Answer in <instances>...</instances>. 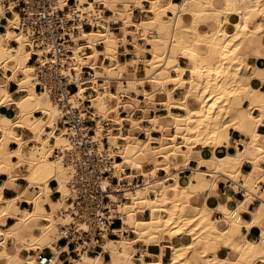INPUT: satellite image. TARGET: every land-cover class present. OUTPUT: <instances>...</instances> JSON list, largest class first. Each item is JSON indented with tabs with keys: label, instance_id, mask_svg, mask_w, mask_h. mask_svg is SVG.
Listing matches in <instances>:
<instances>
[{
	"label": "bare ground",
	"instance_id": "obj_1",
	"mask_svg": "<svg viewBox=\"0 0 264 264\" xmlns=\"http://www.w3.org/2000/svg\"><path fill=\"white\" fill-rule=\"evenodd\" d=\"M59 2L63 5L65 0ZM143 2H147L149 7L145 8ZM93 4L86 7L85 11L96 20L99 28L84 30L75 37L71 46L72 53L64 62L66 67L58 72L64 75L72 72L73 77L78 80V89L70 96L74 108H81L83 101L90 102L94 121L92 139L103 145L102 139L106 138L109 153L120 157L114 166L113 175L119 180L127 179L129 183L132 178H143L141 184L126 190V201L117 203V197L110 196L115 203L112 208L113 216H120L123 222L119 234L129 230L135 235V239L132 241L121 237L120 241H111L105 238L102 243L104 251L113 259L115 253H122V244L143 241L145 245L158 249L162 256L170 257L168 264H184L192 250L199 253L194 252L191 257L198 260L199 254L202 255L203 264H222L221 259L208 256L206 251L209 244H215L217 247L231 249L238 264H264V236L258 243L248 239L240 243L234 239L233 231L243 224L237 211L224 212L228 223L226 230H219L206 222L209 214L206 206L194 208L192 214L187 213L195 187L182 184L179 174L182 169L196 165L192 152L197 147H210L209 155L212 158L215 148L222 143L221 132L226 128L233 132L243 131L251 145H257L264 137V92L257 89L260 83L258 81L252 80L249 86L243 83L242 74L243 68L251 67V63L244 59L248 56L245 53L248 44L254 45L258 59L264 57V24H261L264 19V0H181L179 3L172 0H94ZM132 5L141 9L142 13H151L152 16L135 24L132 21ZM109 13L110 15H105ZM2 17L5 16L0 13V18ZM18 22L19 16L14 12L5 26L6 32L0 34V68L12 71V76L7 77V80L17 73L22 74L16 83L18 91L25 94L13 98L7 85H0V106L14 104L17 108V117L14 120L4 122V119H0V158L5 157L4 146L10 141L18 143L19 149L9 153L16 156L18 161L8 163L7 167L11 171L13 167L25 164L28 173L23 175L26 184L16 197L3 199L0 187V222L11 217L17 220L19 228L30 231L38 216L42 215L48 221L46 225L39 227V235L30 236V241L20 236L19 239L27 251L50 245L55 234L58 242V225H66L71 221L64 209L67 207L66 199L69 194L67 183L73 174V168L68 166L70 161L65 160L62 153L70 150L73 156H77V153L73 144L63 136L66 130L58 126L62 114L56 100L47 91H35V64L29 61L32 53L41 55L43 52L27 48L25 35L12 30L18 26ZM120 22L121 35H117L112 32L111 25ZM130 27L142 32L141 40L144 44L133 43L135 58L121 63L119 47L129 41L127 29ZM11 40H15L17 45L11 46ZM85 47L91 49L88 56L82 55ZM86 50L85 48L83 51L87 52ZM99 56H103L110 64H97ZM37 63L45 65L46 59L39 58ZM139 64L143 65L141 72H138ZM84 68L90 69V73L83 78ZM91 69L95 71L94 75H91ZM98 69L104 71V76L100 75ZM54 75L55 72L50 70L44 78L53 79ZM84 83L88 85L84 86ZM111 84L114 85L115 92L111 90ZM168 85L173 87L169 89ZM139 87L143 90L147 108L155 95L162 98L159 103L164 107L168 120L156 116L146 120L136 117L138 111L145 112L135 104ZM177 89L184 90L182 97L178 99L173 95ZM252 97L257 99L258 114H255L256 108L252 103L244 106V102ZM111 99L115 101L114 105L109 103ZM172 109L183 113L174 114ZM123 110L128 114L126 117L122 114ZM36 112L41 113L42 117L34 118L28 123L22 120ZM143 121L151 124L145 131V140L135 135L143 130ZM155 127L162 132V137L158 139L151 137V130ZM17 128L26 129L27 133L32 134L33 147L29 157L21 154L24 142L15 134ZM46 128H49L48 131ZM171 130L174 132L171 133ZM51 139L55 140L53 147L49 145ZM178 148L182 150H177ZM244 153L214 156L213 170L202 171L195 167L192 177L198 182L203 181L206 175H210L213 181L221 178L233 180L245 159ZM160 158H165L164 163H161ZM150 165L153 167L148 169ZM254 166L258 173L262 171L261 182L264 183L261 163L256 161ZM127 170H130L129 174L126 173ZM160 172H164L165 177L158 178L157 174ZM252 175L242 185L246 194L239 210L248 209L247 203L254 196L264 199V190L258 186L252 187ZM50 181L57 183L55 191L60 197L55 202L48 197ZM167 181L170 182L166 183ZM232 187L238 188L235 183H232ZM34 189L35 196H23ZM23 200L29 204V209L20 207ZM263 202L254 212L252 223L244 224L247 227H263L264 232ZM45 204L51 208L50 213L46 211L48 214H44ZM146 211L149 212V218L142 217ZM7 231L0 230L3 240L9 234L15 236V232ZM165 236L180 241L187 237L188 243L167 242ZM1 244L4 245V242ZM39 250L42 249L35 251ZM53 251L55 259L51 264H56L57 247ZM34 252L32 258L23 259L21 250L14 249L10 252L5 248L0 262L15 264L17 259L22 258L26 264H36ZM85 259L86 254H81L77 264H84ZM230 262L226 264H232ZM92 264H95L94 261ZM110 264L117 263L112 260ZM150 264L162 262L158 259Z\"/></svg>",
	"mask_w": 264,
	"mask_h": 264
},
{
	"label": "crops",
	"instance_id": "obj_2",
	"mask_svg": "<svg viewBox=\"0 0 264 264\" xmlns=\"http://www.w3.org/2000/svg\"><path fill=\"white\" fill-rule=\"evenodd\" d=\"M174 3H179L181 0H172ZM144 7H148L147 2H143ZM134 8V13L132 14V17L134 16L135 21L139 20L140 17L146 16V17H151L149 14L151 13H142L141 9ZM107 12V11H106ZM105 15H110L105 14ZM3 18V17H2ZM12 17H7L6 20H0V34H3L6 32V27L8 25V19ZM1 19V18H0ZM140 21V20H139ZM137 21V22H139ZM264 24V19H262L261 24ZM118 24L116 27H112V25ZM262 24V25H263ZM111 25L112 30L117 29L118 32L116 33L117 35H121V30L120 27L122 26L121 22L120 23H114ZM121 25V26H120ZM264 27V25H263ZM13 30V29H12ZM14 31V30H13ZM128 31V40L125 44H121L119 47V60L121 63L123 62H130L135 58L134 55V45L133 43H137L139 45H143L144 42L139 38H135L133 35L134 28L130 27L127 29ZM137 30L135 34L138 32ZM15 32V31H14ZM141 32V31H139ZM17 33V32H15ZM140 34V33H138ZM137 34V35H138ZM138 37V36H137ZM15 40L10 41L11 46H16L17 43ZM84 42V41H83ZM84 44V43H83ZM148 47V46H147ZM87 49V52H84V49ZM82 50V55L83 56H88L91 54V49L88 47H85ZM150 48V47H149ZM253 48V49H252ZM250 52V53H249ZM245 53L248 56H245L244 59L246 62L251 63L252 72L251 69H242V74L244 76V82L246 85H251L252 80L260 82L257 85V89L260 92H264V57H259L258 59L257 56V51L254 47V45H249L246 48ZM31 59L29 63H31ZM105 60V61H104ZM97 64L104 63L103 65L108 66L110 62L106 59H104L103 56H99L97 59ZM9 65H12V63H9ZM131 67V65H129ZM129 67V68H130ZM139 69L138 72L142 71L143 65L139 64ZM258 67V68H257ZM132 68V67H131ZM130 68V69H131ZM257 68V69H256ZM129 69V71H130ZM92 70V69H91ZM93 73L91 75H94L95 71L92 70ZM102 70L98 69V72H101ZM174 74V73H173ZM12 76V71L10 69H3L0 68V85H7V89L9 93L13 96V98H18L20 96H23L25 92L23 91H18V86L16 81L19 80L22 77V74L17 73L13 78L10 80H7V77ZM252 77V78H251ZM262 81V82H261ZM101 82V81H100ZM169 89L173 87V85H168L167 86ZM112 91H115L114 87H111ZM147 90H150L149 87H147ZM152 90V89H151ZM36 92L38 89L36 88ZM142 88H138V96L136 99L141 102V106H145L144 108H140L137 106L136 102V107L138 109H142L143 111L145 110L144 113H140L138 111L136 113V117L143 115L144 120H146L149 117H159L162 118L163 120H168L165 115L167 114L166 111L164 110V107L159 103L162 101V98L159 97L158 95H155L153 97L152 103L149 104L148 108L147 105L144 101V96L142 95ZM174 97L175 98H181L183 95V91L181 89H177L174 91ZM255 98V99H254ZM113 99L110 100V104L112 103ZM115 102V101H114ZM155 102V103H153ZM242 102V101H240ZM246 102V101H245ZM244 106L248 105L249 103H252L254 107L256 108L257 104V99L256 97H252L251 100L247 101V104ZM115 104V103H114ZM113 104V105H114ZM112 105V104H111ZM175 114H181L182 112L178 109H172L171 110ZM259 110L256 108L255 114H258ZM124 116L127 115L126 112L122 113ZM35 115V117H34ZM17 117V108L14 104L11 105H1L0 106V119H4V122L6 121H12ZM42 117L41 113H34L32 116H27L24 117L22 120L25 123H28L34 118H40ZM140 119V120H142ZM27 120V121H26ZM150 123L149 122H141V127L143 128L142 131L136 132L135 135L142 139L145 140L146 134L145 131L150 128ZM61 127L60 125H58ZM49 128H46V130ZM48 131V130H47ZM15 134L21 137L22 142L24 144L21 147V154L25 157L30 156L31 148L33 147V142L31 141L32 139V134L27 133L26 129L23 128H17L15 129ZM222 136V143L218 145L215 148V157H223V155L229 154H235V153H244V160L241 163L239 173L236 175V177L231 180V179H217L215 181L212 180V177L210 175H206V177L203 179V181L198 182L196 179L192 177V174L194 175V169L197 167L198 169H201L202 171H208V170H213L214 166V159L213 157L210 158L212 155H209V149L210 147L207 148H195L192 152V157H193V162L196 165H193L194 167H188L186 169H182V172H179L180 174V182L184 184L186 187L190 185H193L195 187V192L192 198L189 200V207L187 209L188 214L193 213V209L197 207H202L206 206L209 210V214L207 217L206 222L211 225L215 226L219 230H226L228 228V223L226 221V216L224 212H233L237 211V215L240 219L241 223H252L254 220V212H256L257 207L264 201V199H260L254 196V198L251 199L250 202L247 203L248 209L246 210H239L240 203L245 200V194L246 190L245 188L242 187V185L245 183V179L249 177L251 174H253V184L252 187H259L262 191L264 190V183L261 182V177H263V174L255 169L254 162L258 161L261 163V169L264 171V137H262L257 145H251L250 144V139L246 136V134L243 131H237L233 132L231 129H225L221 132ZM151 137L158 139L162 137V132L158 127H155L151 130ZM122 142V141H120ZM55 144V140L51 139L49 142V145L52 147ZM248 144V145H247ZM156 145V144H154ZM247 146L245 149L244 146ZM259 146V147H258ZM28 147V148H27ZM258 147V148H257ZM261 148L262 151L259 149ZM19 149V144L13 141H10L6 146H4V151L5 157L0 158V187H2V197L3 199H12L16 197L19 192L22 190V188L25 186L26 181L23 179V175H26L28 173V167L25 164H21L18 167H13L11 171L8 170V163H16L18 159H16V156H11L9 153H12ZM238 150V151H237ZM9 155V156H8ZM202 159V160H200ZM200 160V161H199ZM208 160V161H207ZM250 160V161H249ZM199 161V162H197ZM199 164V166H198ZM150 167V166H148ZM151 169V168H148ZM253 172V173H252ZM126 173H130V170H127ZM184 173V174H181ZM258 174V175H257ZM209 177V178H208ZM141 177H136L135 179L132 178L133 183H138ZM190 178V179H188ZM208 178V179H207ZM207 179V180H206ZM143 182V178H141ZM208 181V182H207ZM191 183V184H190ZM232 183H235L238 188L233 189ZM257 184V185H256ZM56 183L55 181H50L48 184V190H49V200L52 202H55L58 200L59 193L55 191L56 189ZM203 187V188H202ZM214 187V188H213ZM36 189L32 190L29 193H25L23 196L25 198H30L35 196ZM264 203V202H263ZM2 204V203H1ZM0 204V205H1ZM21 208L24 209H29L30 206L29 204L23 200L20 204ZM44 214H48L47 212H51V208L48 204L44 205ZM47 211V212H46ZM120 214V213H119ZM119 216V215H118ZM120 217V216H119ZM116 217L117 220L114 222V225L112 226V229L116 230V236H111L109 239L111 241H120L121 237H125L127 240H132L135 239V235L129 231L126 230L122 233V235L119 234V231L123 227V222L122 219ZM143 218H149V212L146 211L144 214H142ZM48 223V221L45 220V218L41 215V217L38 216V220L35 223H32V230H24L21 227L19 228L17 226V220L13 219L11 217H7L4 219V221L0 222V230L6 232H15L14 235H7V239L5 240L2 239L0 235V257L2 256L3 250L6 248L8 251L13 252L15 250H21L22 251V256L27 257V258H32L33 257V252L37 249H44L43 251L45 253L49 252V249L51 248L52 250H56V247L58 249L57 257H56V264H77V262L80 260L81 257H78L75 252L73 251L72 246H65L64 242H56L57 241V236L56 234L53 235V242L50 245H44L42 247H36V248H31L27 251L24 249V244L23 242L19 239L20 236H24L27 241H30V236L34 235L37 236L40 233H38L39 227L44 226ZM41 224V225H40ZM241 224L238 226V230L233 231L234 239L240 243H243L246 239L253 241L254 243H258L262 237L264 236L263 232V227L260 228V226L257 225H251L250 227L245 226ZM264 224V221L262 222ZM37 231V233H35ZM245 231V232H243ZM167 242L173 241L176 242L177 244H187L188 243V238L183 237L180 240L174 239L168 236H165L164 238ZM4 242V245L1 243ZM53 244L55 246H53ZM7 246V247H6ZM103 247V245H102ZM129 247V248H128ZM122 253H115L112 256L104 251V247L102 250H98L96 254H86V259L84 264H92L94 261L95 264H110L112 260H114L117 264H150L153 262H156L158 259L161 260L162 264H168L170 262V257L168 256H162L160 254V251L153 247L152 245L148 246L145 245L143 241H136L131 244H122ZM206 251L208 253V256L210 257H218L219 259L222 260V264H226L227 262L232 263V264H238L236 260V256L231 254L232 250L229 248L221 247L215 245V244H209L206 247ZM194 252L199 253V251H191L189 255L187 256V261L189 264H203V259L201 258L202 255L199 254L198 260L193 259L191 256ZM131 253V254H128ZM154 253V254H153ZM157 253V254H156ZM156 256V258H155ZM190 258V259H189ZM225 258V259H224ZM228 260V261H227ZM20 261V262H19ZM26 264L23 259H17L15 261V264ZM2 264V262H0ZM255 264H261L259 262H256Z\"/></svg>",
	"mask_w": 264,
	"mask_h": 264
},
{
	"label": "built area",
	"instance_id": "obj_3",
	"mask_svg": "<svg viewBox=\"0 0 264 264\" xmlns=\"http://www.w3.org/2000/svg\"><path fill=\"white\" fill-rule=\"evenodd\" d=\"M59 1L0 0V13L5 16L0 20L7 21L6 17L17 13L18 26L12 29L25 35L27 48L43 52L41 55H31V63L35 64V87L40 92H49L56 100L62 114L59 125L66 130L63 136L73 144L77 153V156H73L72 150L62 153L65 160L70 161L68 166L73 168L67 183L69 195L64 209L71 221L66 225H58V242L72 246L75 254L81 257L83 253L96 254L102 250L105 238L116 236V230L112 229L117 220L112 213L115 203L110 196L117 197V203L124 202L127 200L124 195L126 190H131L136 183L132 180L129 183L127 179L119 180L113 175L114 166L120 157L109 153L106 138L102 139L103 145L92 139L94 121L90 102L83 101L81 108H74L70 96L77 91L78 80L72 72L65 75L58 72L66 67L64 62L72 53L75 37L84 30L99 28L96 20L85 11L94 0H65L63 5ZM39 58L46 59V64L37 63ZM50 70L55 75L53 79L47 80L44 77ZM89 71L84 68L82 77H88ZM83 85L87 86L88 83ZM43 250L34 252L35 263L54 262L55 252L49 249L45 253Z\"/></svg>",
	"mask_w": 264,
	"mask_h": 264
},
{
	"label": "rangeland",
	"instance_id": "obj_4",
	"mask_svg": "<svg viewBox=\"0 0 264 264\" xmlns=\"http://www.w3.org/2000/svg\"><path fill=\"white\" fill-rule=\"evenodd\" d=\"M144 6V5H143ZM148 7H149V4H148ZM147 7V8H148ZM102 8V7H101ZM146 8V7H145ZM132 9H134L133 8V5H132ZM101 10V9H100ZM133 13H134V10H133ZM147 14V13H146ZM149 16H152V14H149ZM133 19H134V16L132 17ZM143 18H150V17H146V16H143V17H140V21L139 20H137V21H139V22H137V21H135V20H133L132 19V21L135 23V24H139L140 22H141V19H143ZM116 26H118V24H115V25H112V27L114 28V27H116ZM134 28V31L132 32L133 33V35H134V37L135 38H139L140 39V36L142 35V32H137L136 34H135V32L137 31V29L135 28V27H133ZM112 32L113 33H117L118 32V30L117 29H114V30H112ZM138 33H140V34H138ZM137 34H138V37H137ZM140 35V36H139ZM144 42V41H143ZM135 43V42H134ZM150 46H148V48H149ZM100 73V75H103L104 76V71L102 70L101 72H99ZM125 77L127 76V75H124ZM111 87H114V85L113 84H111ZM114 89H115V87H114ZM116 91V90H115ZM115 91H113V92H115ZM183 92H184V90H182ZM142 95H143V92H142ZM138 96V95H137ZM126 99H128V98H126ZM136 103H137V106L138 107H140V108H144L143 106H141L140 104V102H139V100L138 99H136V101H135ZM115 102H114V100L112 101V105L114 104ZM245 104H247V101L245 102ZM123 112H126V111H122V113ZM182 112V111H181ZM127 113V112H126ZM183 113V112H182ZM181 113V114H182ZM175 114V113H174ZM128 115V114H127ZM126 115V116H127ZM125 116V117H126ZM142 119L143 118V115H140V116H138V119ZM107 127H109V126H107ZM106 127V128H107ZM226 129H229V128H226ZM174 131L173 130H171V133H173ZM180 140L178 139L177 140V142H179ZM28 148V147H27ZM177 150H182V148L180 149V148H178ZM160 161H161V163H164V161L163 160H165V158H160L159 159ZM153 167V165H150V167H148V168H152ZM183 171V170H182ZM182 171H180V172H182ZM181 174H184V173H181ZM165 173L164 172H160L159 174H157V176H158V178H161V177H165ZM170 181H167L166 183H169ZM139 184H141L142 183V180H141V178H140V180H139V182H138ZM137 184V183H136ZM69 195V194H68ZM151 196L153 197V194H151ZM35 233H37V231H35ZM53 246H55L54 244H53ZM23 259H25V257H23ZM27 263V262H26ZM184 264H188V261L187 260H185V263Z\"/></svg>",
	"mask_w": 264,
	"mask_h": 264
}]
</instances>
